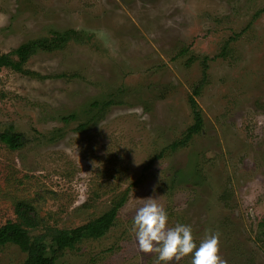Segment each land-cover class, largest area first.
Masks as SVG:
<instances>
[{"label": "rangeland", "instance_id": "1", "mask_svg": "<svg viewBox=\"0 0 264 264\" xmlns=\"http://www.w3.org/2000/svg\"><path fill=\"white\" fill-rule=\"evenodd\" d=\"M66 31L79 34L25 64L38 76L0 72V130L27 139L0 140V227L20 202L36 235L125 199L104 236L57 264H154L132 231L152 196L197 243L218 231L227 264H264V0H0V55ZM191 97L203 130L172 150L195 122ZM26 259L0 247V264Z\"/></svg>", "mask_w": 264, "mask_h": 264}, {"label": "trees", "instance_id": "2", "mask_svg": "<svg viewBox=\"0 0 264 264\" xmlns=\"http://www.w3.org/2000/svg\"><path fill=\"white\" fill-rule=\"evenodd\" d=\"M75 34L79 33H74V31L56 32L51 40L48 38L32 40L22 44L11 53L0 55V72L3 69H11L31 76L37 75L35 72L24 69L29 58L39 49L48 51L63 47ZM195 93H199L198 89L195 90ZM113 102V100L103 102L101 110L110 107ZM190 102L195 112V122L188 129L183 140L172 144V150L185 145L195 134L203 130V117L194 97L190 98ZM94 105L100 107L99 103H94ZM89 123V121L82 123L79 128L86 129ZM0 140L13 150L22 147L27 142L25 135L14 132L12 127L5 131L0 130ZM124 201L125 199H121L101 217L86 225L64 230L45 226L44 232L36 235H33L32 232L41 225L38 212L26 202L17 203L15 209L18 219L8 221L0 227V247L9 243L16 244L22 252L27 254L24 264H57V260L66 249H74L78 243L85 239L104 236L113 226L117 211Z\"/></svg>", "mask_w": 264, "mask_h": 264}, {"label": "clouds", "instance_id": "3", "mask_svg": "<svg viewBox=\"0 0 264 264\" xmlns=\"http://www.w3.org/2000/svg\"><path fill=\"white\" fill-rule=\"evenodd\" d=\"M142 200L132 220V231L141 252L156 253L154 264H172L184 257H190V264H227L221 256L218 231L209 232L197 243L190 224L169 226V213L159 197Z\"/></svg>", "mask_w": 264, "mask_h": 264}]
</instances>
